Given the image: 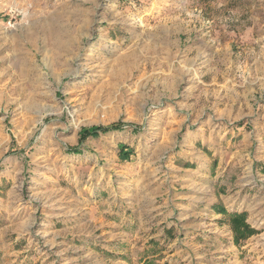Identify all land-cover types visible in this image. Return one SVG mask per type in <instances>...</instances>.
<instances>
[{"label": "rangeland", "instance_id": "obj_1", "mask_svg": "<svg viewBox=\"0 0 264 264\" xmlns=\"http://www.w3.org/2000/svg\"><path fill=\"white\" fill-rule=\"evenodd\" d=\"M98 190L157 223L148 263L264 264V0H0V264H124L114 213L61 226Z\"/></svg>", "mask_w": 264, "mask_h": 264}, {"label": "crops", "instance_id": "obj_2", "mask_svg": "<svg viewBox=\"0 0 264 264\" xmlns=\"http://www.w3.org/2000/svg\"><path fill=\"white\" fill-rule=\"evenodd\" d=\"M103 194L104 193L102 191H99V193L96 192L94 195L95 204L92 203L90 206V210L85 211L83 218H85L88 223L86 222L85 224L78 221L76 223L75 221L66 218L60 220L62 222L61 226L66 227L64 229L77 228L78 230H80V233H82V230H86V228L88 227L87 225L90 224L89 220H93V217L97 215L96 213H114L112 221L114 223L113 227L115 230L110 232L111 235L103 237L104 240H106V243L109 241V243H111V245H109V243L106 244V248L105 250H103L104 254L107 255V257H113V260L123 262L124 264H131L134 262V258H139L140 255H143V258L141 262H139V264H151L146 260H150L151 258L157 256L159 252H157L156 250L160 248L159 242L156 237L158 232H152L153 229H157V223L153 226V223L150 221V219H147L146 216H135L132 209H130V201L119 200L115 202L114 198L104 196ZM77 196L79 198V202L82 205H86L89 200L87 199V195L83 196L80 191L79 195L77 193ZM222 208L226 209L227 211L240 212V210H237L236 208L228 209V207L220 205L212 206V209L215 211V213L221 215L222 213H219V211ZM97 209H100L101 212H97ZM139 209H142L144 213L151 210L148 209L144 203L143 205L139 206ZM102 214L96 216L95 220H100ZM55 221L56 223H60L58 222V219H56ZM93 226L94 228H97L96 223ZM80 233L77 234L78 237H76V240L81 245L96 247L97 241L95 239L90 238V236L86 237L85 235H82ZM136 246H138L139 249H137ZM96 260L100 259L98 258Z\"/></svg>", "mask_w": 264, "mask_h": 264}, {"label": "trees", "instance_id": "obj_3", "mask_svg": "<svg viewBox=\"0 0 264 264\" xmlns=\"http://www.w3.org/2000/svg\"><path fill=\"white\" fill-rule=\"evenodd\" d=\"M120 125L115 123L110 126H99L95 129L92 130H85L84 134L86 136L91 135L94 136L98 134L99 131L106 132L108 130H113V129H119ZM122 147L126 148L125 146L121 145ZM124 148L120 149V155H127L128 149L123 150ZM73 152H77V148L74 147L72 148ZM219 213H222L225 215V221L228 222L230 225L233 234H234V242L237 245L241 244L242 240L247 239L250 237L252 234H254L256 231L251 225H249L245 220H246V215L244 212H237V211H227L226 209L222 208Z\"/></svg>", "mask_w": 264, "mask_h": 264}]
</instances>
